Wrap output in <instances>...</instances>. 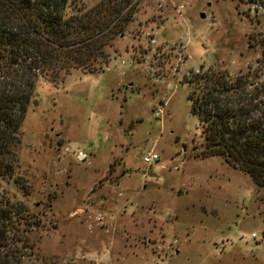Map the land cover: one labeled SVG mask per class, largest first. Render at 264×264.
Here are the masks:
<instances>
[{
  "label": "rangeland",
  "instance_id": "374dc122",
  "mask_svg": "<svg viewBox=\"0 0 264 264\" xmlns=\"http://www.w3.org/2000/svg\"><path fill=\"white\" fill-rule=\"evenodd\" d=\"M70 1L95 0H67L64 14ZM126 10L105 62L34 84L15 164L0 176V197L23 209L9 229L25 238L21 261L264 264V187L199 154L183 81L200 65L264 85V0H131Z\"/></svg>",
  "mask_w": 264,
  "mask_h": 264
},
{
  "label": "trees",
  "instance_id": "16d2710c",
  "mask_svg": "<svg viewBox=\"0 0 264 264\" xmlns=\"http://www.w3.org/2000/svg\"><path fill=\"white\" fill-rule=\"evenodd\" d=\"M130 2L70 1L64 14L67 0H0V176L15 164L18 127L36 81L55 82L72 68L91 72L93 63L105 62L103 46L129 19L123 9ZM250 77L199 65L183 81L202 139L199 154L220 157L264 187V85ZM22 211L0 197V264H24L25 238L9 233Z\"/></svg>",
  "mask_w": 264,
  "mask_h": 264
},
{
  "label": "built area",
  "instance_id": "2783aa9c",
  "mask_svg": "<svg viewBox=\"0 0 264 264\" xmlns=\"http://www.w3.org/2000/svg\"><path fill=\"white\" fill-rule=\"evenodd\" d=\"M159 110H157L158 112ZM156 159V154L152 151H147L145 152L144 155H142L141 157V161H143L144 163H150L152 161H154ZM253 236V234H251Z\"/></svg>",
  "mask_w": 264,
  "mask_h": 264
},
{
  "label": "water",
  "instance_id": "95a60500",
  "mask_svg": "<svg viewBox=\"0 0 264 264\" xmlns=\"http://www.w3.org/2000/svg\"><path fill=\"white\" fill-rule=\"evenodd\" d=\"M199 16L202 17L203 16L202 13H200Z\"/></svg>",
  "mask_w": 264,
  "mask_h": 264
}]
</instances>
